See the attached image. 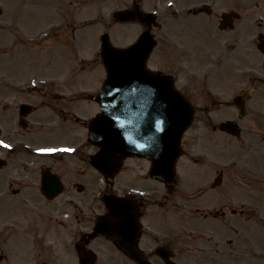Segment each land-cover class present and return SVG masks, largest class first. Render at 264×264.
Instances as JSON below:
<instances>
[{"label":"flooded vegetation","instance_id":"af4514ba","mask_svg":"<svg viewBox=\"0 0 264 264\" xmlns=\"http://www.w3.org/2000/svg\"><path fill=\"white\" fill-rule=\"evenodd\" d=\"M74 2L79 3L69 2L72 38ZM82 3L88 7L95 5L103 31L111 41L123 46L143 37L144 45L149 46L152 40L147 57L156 68L167 70L179 83L182 79L202 82L200 93H196L198 87L189 83L183 82L181 86L199 113L183 139L185 149L177 162L181 172L174 181L152 180L148 174L150 161L131 156L122 161L114 177L98 174L96 178L88 174L87 168L73 167L74 157L84 161L87 154L84 149L73 151L72 135L85 124L77 112L86 113L87 109L73 105L70 90L60 93L38 88L22 92L21 100L29 104L25 114L12 107L5 116L8 147L4 156L5 177L0 184L5 182L7 199L0 196V204L4 203L0 216L7 211L5 207L8 211L0 217V264H13V258L7 263L9 255L23 257L16 259V264H30L29 258L24 257L49 258L57 251L71 254L72 250L75 264L89 256L95 257L94 264H139L105 234L113 230L114 218L102 198L110 195L121 197L136 210L140 225L136 247L144 260L168 264L165 255L180 264H236L238 236H246L239 224L243 227L249 223V229L253 220L264 224V78L253 73L241 114L231 102L245 89L236 88L228 101L211 86L210 69L190 71L187 65L203 63L206 52L218 61L224 51L215 48L236 45L237 20L232 28H221V14L242 8L243 2ZM118 11L121 15L115 16ZM48 30L58 33L54 27ZM44 34L41 31L35 36ZM261 64L264 71V54ZM224 107L233 108L227 118L235 120L239 127L236 134H230L231 138L223 136L221 121L213 114ZM41 136L42 140H36ZM46 146H61V150L40 153L39 148ZM56 178L64 184L63 197L58 202L59 198L48 199L42 193L43 187L55 191ZM61 207L64 210L59 216ZM67 208L70 209L66 212ZM100 215L104 217L96 229ZM246 256L243 255V261L248 259Z\"/></svg>","mask_w":264,"mask_h":264},{"label":"rangeland","instance_id":"374dc122","mask_svg":"<svg viewBox=\"0 0 264 264\" xmlns=\"http://www.w3.org/2000/svg\"><path fill=\"white\" fill-rule=\"evenodd\" d=\"M241 1L243 2V7L240 10L241 18L240 21H238L237 30L235 31L237 35L236 45L233 48L230 46L227 49L215 48L220 49L221 52L223 50L224 54L223 52L220 53L218 62L212 65L214 72H212L208 78L209 82L212 84L211 86H213L216 91L224 93L223 96L227 98L232 95L235 88H246L248 86L247 79L249 76L248 73H250V66L257 68L254 72L257 71L261 77H264V71L261 69L262 55L253 45L256 41L257 34L261 32L264 33V0ZM68 5V0H0V7L3 10L0 15V122L4 125V134L7 127L5 116H7L11 107L23 98L22 93L19 92L13 84L24 81L27 78L25 76L35 75L40 72L50 75L58 74V69L61 67L60 72L63 75H67L59 78V81L56 82L57 84L54 85L56 88H66L77 82L75 85L71 86L73 89H79V87L85 86L87 90L96 91L103 81L102 78L104 77L105 71L97 57V48H99V46L98 41L95 39V36L98 35L102 29V24L99 22L101 18L97 16L99 13L96 12L95 5L91 7V9L94 10L93 14L90 16L93 18V24L89 23L88 25L80 24V20L89 18L90 14L85 13L80 16L74 15L76 18H73L75 19L73 20V28L77 30L75 34H73V37L76 35L78 38L76 41H73L70 33L71 16L69 12L66 11ZM49 24L57 25L60 29L58 35L44 40H34L30 44L23 38L24 31L33 33L38 31V29L40 31L41 28ZM85 33L91 35V37L88 38L89 41L83 40V42L80 43ZM73 42H79L77 45L81 46L83 49L79 54L88 59L82 61L77 60V54H73L74 50H72V46L76 47ZM84 44L87 45V49ZM53 55H58L60 58L39 60V62L35 61V59H47ZM204 57L203 63L187 65L190 66V71L199 72L202 71L199 69L200 67H202V69L210 67V63L207 62L214 60L213 54L211 55L209 52H206ZM150 64L156 67L154 63ZM73 72L81 73L77 75L78 77H76L77 79L75 82L70 80L75 76H72ZM83 78H85V80H82ZM10 82H13L11 86H9ZM183 82L198 87L196 93L202 91V82H200L199 79H182L180 83L177 82L176 84L179 88L184 89L181 87L183 86ZM23 85L24 84H21V86ZM196 97L200 98L199 96ZM75 104L81 105V107L87 109L85 114L86 117H89L97 111V107L93 102L91 103V101L85 102L73 99V105ZM232 110L233 109L224 107L223 110L213 114L216 115L219 121H224L230 116L229 112ZM198 114L199 113H197L196 116ZM78 133L80 136L74 137L73 143H81L87 154L93 152L94 148L90 143H87L85 128L80 129ZM227 136L229 137V135ZM42 139L43 136L36 138V140ZM87 154H84V161L77 160L74 157L73 167L87 168L89 170L88 174L94 175L97 178L98 172L90 167L86 161ZM178 170V172H181L180 168ZM4 177L5 170L0 172V182ZM4 187L5 182L0 184V191H2ZM62 197L63 195L56 201L58 202ZM2 198L4 200L7 199L5 194ZM3 205L4 203L0 204V209ZM5 209L8 211L7 207H5ZM69 209L70 208H67L66 212ZM58 210H60L59 216L60 214L62 216L64 207ZM7 211H2L0 217L6 216ZM253 221L251 229H249V223L244 224L243 227L239 224V227L243 229L246 236L244 238H239L238 242H236L239 252L236 264H264V227L260 223H257L256 220ZM46 225L49 226L50 222ZM175 226H178V224H175ZM251 244H253L254 248L250 256L248 248ZM242 249H244L243 252H241ZM61 252L62 251H57L55 255H52L51 258L53 262L71 264L73 261V264L75 263L74 252L73 255L64 256ZM61 254L63 258L59 256ZM245 254L248 259L243 261L242 257ZM10 256L11 255L8 256L7 263H9ZM29 257L32 256L30 255ZM33 257L36 259V264H40L44 259H47L46 256L41 255ZM12 258L16 261V259L20 260V258L23 257L14 255ZM24 258H27V256Z\"/></svg>","mask_w":264,"mask_h":264},{"label":"water","instance_id":"95a60500","mask_svg":"<svg viewBox=\"0 0 264 264\" xmlns=\"http://www.w3.org/2000/svg\"><path fill=\"white\" fill-rule=\"evenodd\" d=\"M137 55V46L125 50L103 44L101 60L107 77L96 95L101 111L90 122V140L99 146L91 163L101 170L108 165L116 170L122 156H149L157 162L167 160L171 178L194 110L170 77L147 68L146 55L130 61ZM157 168L152 170L156 178L161 177ZM118 213L119 223L125 217L134 224L132 214ZM132 256L137 258L138 253Z\"/></svg>","mask_w":264,"mask_h":264}]
</instances>
